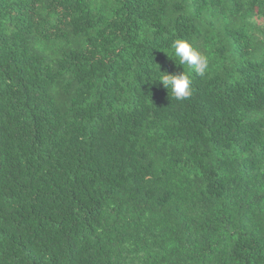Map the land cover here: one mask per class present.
Returning <instances> with one entry per match:
<instances>
[{"label": "trees", "instance_id": "trees-1", "mask_svg": "<svg viewBox=\"0 0 264 264\" xmlns=\"http://www.w3.org/2000/svg\"><path fill=\"white\" fill-rule=\"evenodd\" d=\"M0 264H264V0H0Z\"/></svg>", "mask_w": 264, "mask_h": 264}, {"label": "clouds", "instance_id": "clouds-1", "mask_svg": "<svg viewBox=\"0 0 264 264\" xmlns=\"http://www.w3.org/2000/svg\"><path fill=\"white\" fill-rule=\"evenodd\" d=\"M171 48L173 52L171 55L167 53L168 56L181 65L183 71L178 74H169L159 69L161 75L155 81L162 82L168 91L171 89L172 98L183 101L192 95L191 73L194 72L201 77L205 76L209 70V59L188 40L176 39L172 42Z\"/></svg>", "mask_w": 264, "mask_h": 264}]
</instances>
